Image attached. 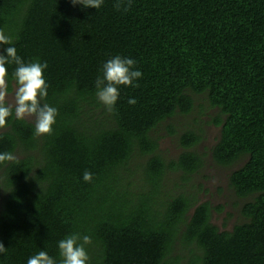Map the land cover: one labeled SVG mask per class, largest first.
Returning a JSON list of instances; mask_svg holds the SVG:
<instances>
[{
    "label": "trees",
    "instance_id": "1",
    "mask_svg": "<svg viewBox=\"0 0 264 264\" xmlns=\"http://www.w3.org/2000/svg\"><path fill=\"white\" fill-rule=\"evenodd\" d=\"M116 3L0 0L11 40L0 51L47 63L41 104L57 109L52 133L36 136L6 103L0 153L16 159L0 163V264L41 250L60 264L58 242L71 234L91 238L87 264H264V0H131L127 12ZM115 56L143 75L139 87L119 86L109 112L95 81ZM6 67L11 93L16 65ZM208 110L221 127L209 154L198 149L202 119L168 123ZM162 127L176 158L160 150ZM208 159L231 168L229 190L244 201L232 230L212 222L223 206L191 184Z\"/></svg>",
    "mask_w": 264,
    "mask_h": 264
},
{
    "label": "clouds",
    "instance_id": "2",
    "mask_svg": "<svg viewBox=\"0 0 264 264\" xmlns=\"http://www.w3.org/2000/svg\"><path fill=\"white\" fill-rule=\"evenodd\" d=\"M73 5L81 4L86 8L99 9L104 0H71ZM117 11L127 12L131 8V0H117L114 5ZM11 40L5 36L3 30H0V45H10ZM6 52V55L4 54ZM15 64L16 67L12 73L15 81L14 91V112L17 119L33 118L35 119V135H45L52 133V126L55 124L57 109L48 104H41V100L48 95V85L44 79V71L48 65L46 62L25 63L17 55L15 47L9 46L0 51V129L7 125V119L12 115L13 108L6 106V97L8 95V68L7 64ZM136 61L121 56H115L102 65V75L95 81L96 95L98 99L106 106L109 112L115 111V104L119 98V86H135L134 83L142 77L140 70H134ZM129 104L135 105L137 101L130 99ZM16 157L11 152L0 153V163L14 161ZM92 174L85 171L83 179L85 182H91ZM91 242L88 235L71 234L58 242L59 254L62 258L60 264H87L88 255L85 245ZM3 243H0V254L7 252ZM27 264H56V261L49 256L46 251H39L30 257Z\"/></svg>",
    "mask_w": 264,
    "mask_h": 264
},
{
    "label": "rangeland",
    "instance_id": "3",
    "mask_svg": "<svg viewBox=\"0 0 264 264\" xmlns=\"http://www.w3.org/2000/svg\"><path fill=\"white\" fill-rule=\"evenodd\" d=\"M6 103L14 107L15 98L14 92L8 93L6 97ZM204 103V101H202ZM214 110H208V113L203 117L197 115L193 116H175L168 121V123H173L176 125L184 126L187 123H193V120L197 117L202 119L199 124L205 131L204 140L198 146L199 151L207 152L209 154L210 149L217 142L221 127L214 124H210L209 115L213 114ZM31 122H35L33 118H26ZM206 121V123L204 122ZM160 135V150L168 158H176L180 152L181 148L175 136H169L165 129H161ZM243 162L237 164L233 169H237L242 166ZM231 172V168L219 167L212 165L211 159L204 169L193 177L191 184H203L204 191H201L200 198L201 201H210L213 205L223 206L222 212H213L212 222L218 226L221 230H232L235 224L242 221V217L239 211V207L243 204V200L238 199L234 196L232 191L229 190L228 186V175ZM190 189V187H189Z\"/></svg>",
    "mask_w": 264,
    "mask_h": 264
}]
</instances>
